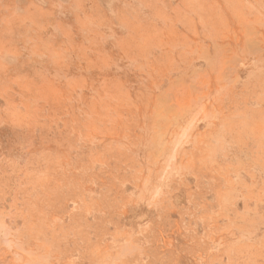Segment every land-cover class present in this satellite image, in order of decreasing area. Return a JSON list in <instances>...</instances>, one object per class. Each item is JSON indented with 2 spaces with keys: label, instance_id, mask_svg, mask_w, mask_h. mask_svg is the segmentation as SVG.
<instances>
[{
  "label": "rangeland",
  "instance_id": "374dc122",
  "mask_svg": "<svg viewBox=\"0 0 264 264\" xmlns=\"http://www.w3.org/2000/svg\"><path fill=\"white\" fill-rule=\"evenodd\" d=\"M0 264H264V0H0Z\"/></svg>",
  "mask_w": 264,
  "mask_h": 264
}]
</instances>
